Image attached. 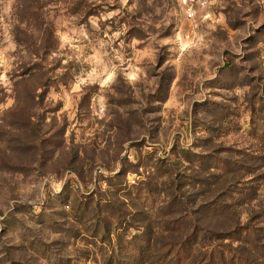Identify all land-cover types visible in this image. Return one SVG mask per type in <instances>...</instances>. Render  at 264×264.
<instances>
[{
  "label": "rangeland",
  "instance_id": "obj_1",
  "mask_svg": "<svg viewBox=\"0 0 264 264\" xmlns=\"http://www.w3.org/2000/svg\"><path fill=\"white\" fill-rule=\"evenodd\" d=\"M172 180L264 264V0H0V264H133Z\"/></svg>",
  "mask_w": 264,
  "mask_h": 264
},
{
  "label": "trees",
  "instance_id": "obj_2",
  "mask_svg": "<svg viewBox=\"0 0 264 264\" xmlns=\"http://www.w3.org/2000/svg\"><path fill=\"white\" fill-rule=\"evenodd\" d=\"M204 170H207V168H204ZM176 181L172 180L174 194L172 201H170L172 203L171 209L166 214L165 222L158 226V223L153 225L152 219L149 218L140 221L145 223L141 228L147 235V243H145L144 247L139 251L140 253H138V255L141 256V260L132 263L175 264L174 259L178 254L182 253L185 259L183 258L184 261L180 260V256L176 261L178 264H234L233 261L235 260L227 259L226 255L228 251L236 250L233 249L234 242H238L239 245L242 246L241 249L243 251V234L241 227H239L241 224L239 222L240 219L237 208L228 203L220 206V204L217 203L210 204L201 201L199 204H194L196 205L194 210H188L187 205H189V203L186 201L182 202L179 199L180 197L177 196L181 191L182 184H175ZM168 190H170V188H166V192H168ZM199 197H202V194H199L198 198ZM90 204V200H84L83 209L84 207L85 209L82 215H88V219L93 218V209L91 212L87 211L91 208ZM113 206L109 208V211L114 209L115 212H117V217L120 218L118 213L121 214V211L118 210L119 208ZM101 209L102 206L97 204V210L101 211ZM226 217H228L227 220L229 224H226L223 228L218 222L216 225L215 223L211 224V219ZM132 218L133 221L137 220V223H139L138 217L136 218L132 215ZM96 220L94 225H105V231L111 236L112 232L110 233V225L106 227L109 221L102 220L101 218ZM205 222H209L210 224H206ZM96 229L99 231V227H96ZM98 233L93 230V235H96V237H100ZM254 246L253 244V247ZM175 250H177L175 256L170 255L173 254ZM160 253L162 254L160 255ZM168 256L170 259L169 262L166 261ZM239 257H241V255H239ZM118 261V264H123L121 260ZM111 264H113V261H111Z\"/></svg>",
  "mask_w": 264,
  "mask_h": 264
},
{
  "label": "built area",
  "instance_id": "obj_3",
  "mask_svg": "<svg viewBox=\"0 0 264 264\" xmlns=\"http://www.w3.org/2000/svg\"><path fill=\"white\" fill-rule=\"evenodd\" d=\"M188 15H189V17H190V18H192V17H193V15H194V13L191 11V12H189V14H188Z\"/></svg>",
  "mask_w": 264,
  "mask_h": 264
}]
</instances>
